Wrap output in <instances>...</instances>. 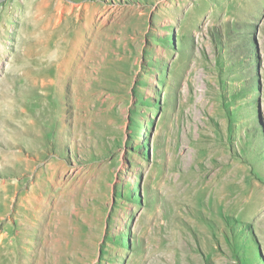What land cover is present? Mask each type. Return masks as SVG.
I'll list each match as a JSON object with an SVG mask.
<instances>
[{
  "label": "rangeland",
  "instance_id": "rangeland-1",
  "mask_svg": "<svg viewBox=\"0 0 264 264\" xmlns=\"http://www.w3.org/2000/svg\"><path fill=\"white\" fill-rule=\"evenodd\" d=\"M0 264H264V0H0Z\"/></svg>",
  "mask_w": 264,
  "mask_h": 264
},
{
  "label": "bare ground",
  "instance_id": "bare-ground-1",
  "mask_svg": "<svg viewBox=\"0 0 264 264\" xmlns=\"http://www.w3.org/2000/svg\"><path fill=\"white\" fill-rule=\"evenodd\" d=\"M46 253V252H45ZM48 254V253H47ZM47 256H49V255H47Z\"/></svg>",
  "mask_w": 264,
  "mask_h": 264
}]
</instances>
